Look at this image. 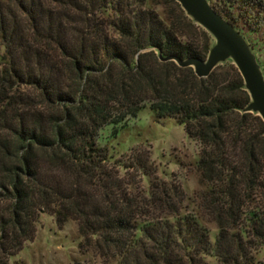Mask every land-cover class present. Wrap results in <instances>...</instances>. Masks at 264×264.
<instances>
[{"label": "trees", "instance_id": "16d2710c", "mask_svg": "<svg viewBox=\"0 0 264 264\" xmlns=\"http://www.w3.org/2000/svg\"><path fill=\"white\" fill-rule=\"evenodd\" d=\"M213 9L243 36L245 12L264 28L259 2ZM211 39L176 0H0V264L33 240L42 213L75 223L81 254L99 264H253L264 246V124L244 112L233 63L198 79L160 60H205ZM146 106L198 145L191 207L147 153L111 163L97 143Z\"/></svg>", "mask_w": 264, "mask_h": 264}, {"label": "rangeland", "instance_id": "374dc122", "mask_svg": "<svg viewBox=\"0 0 264 264\" xmlns=\"http://www.w3.org/2000/svg\"><path fill=\"white\" fill-rule=\"evenodd\" d=\"M228 1L236 2L242 12H245L248 1L259 2L264 6V0H208L212 7L219 9H227ZM244 14L251 29L244 37L264 75V28L258 26L259 16ZM214 43L212 38L210 44ZM228 64H232V61L220 65ZM97 143L107 148L111 163L124 164L135 153H147L156 169V176L162 181L177 183L191 207L190 200L199 190L196 170L199 149L186 136L183 126L174 119L158 120L146 106L135 117L102 128L98 132ZM123 173L121 169L120 174ZM147 185L148 179L143 178V186ZM204 226L208 229L210 242L214 243L217 229L213 225ZM35 230L33 240L26 242L23 249L10 259L9 264H99L90 255L81 254L79 245L82 239L75 223L69 221L58 226L53 216L42 213L36 220ZM252 256L253 264H264V246L253 250ZM208 262L215 264L212 259H208Z\"/></svg>", "mask_w": 264, "mask_h": 264}, {"label": "water", "instance_id": "95a60500", "mask_svg": "<svg viewBox=\"0 0 264 264\" xmlns=\"http://www.w3.org/2000/svg\"><path fill=\"white\" fill-rule=\"evenodd\" d=\"M183 12L201 27L215 43L205 60L175 57L160 58L173 61L180 68H191L198 79H206L215 68L231 60L239 72L251 100L245 113L257 114L264 124V75L255 54L244 36L218 14L208 0H176Z\"/></svg>", "mask_w": 264, "mask_h": 264}]
</instances>
